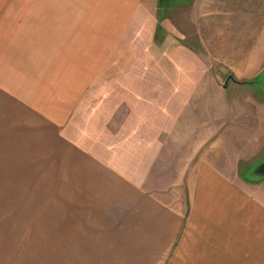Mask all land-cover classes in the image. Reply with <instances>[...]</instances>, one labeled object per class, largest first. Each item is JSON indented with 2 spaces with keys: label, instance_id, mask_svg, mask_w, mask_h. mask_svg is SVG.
Segmentation results:
<instances>
[{
  "label": "crops",
  "instance_id": "obj_1",
  "mask_svg": "<svg viewBox=\"0 0 264 264\" xmlns=\"http://www.w3.org/2000/svg\"><path fill=\"white\" fill-rule=\"evenodd\" d=\"M189 1V24L177 26L208 36L222 0ZM161 8L160 0H0V178L76 171L64 175L78 177L82 194L98 195L89 209L94 224L119 217L125 195L127 239L154 252L149 256H163L177 242L173 256H189L193 264H264V196L257 184L237 183L213 161L190 167L188 160L192 210L181 236L186 190L174 185L172 202L167 188L150 185L167 130L192 132L193 115L214 106L207 101L214 77L193 68L203 58H168L167 39H153ZM189 41L169 48L196 51ZM242 61L244 72L260 62ZM168 66L184 72L168 75ZM209 117L204 121L214 129ZM261 120L253 129L264 128ZM210 139L194 143L216 146Z\"/></svg>",
  "mask_w": 264,
  "mask_h": 264
},
{
  "label": "rangeland",
  "instance_id": "obj_2",
  "mask_svg": "<svg viewBox=\"0 0 264 264\" xmlns=\"http://www.w3.org/2000/svg\"><path fill=\"white\" fill-rule=\"evenodd\" d=\"M190 3L189 0H160L161 24L153 35L157 41L167 39L165 51L168 58L175 56L177 61L180 59L186 63L191 57H201L203 63L193 66L198 70L196 74L214 77L212 97L207 98L210 105L211 102L214 105L212 113L193 115L191 124L196 129L192 132L178 128L169 134L171 130H167L166 137H163L166 146L154 167L156 175L150 179L152 188H167L168 200L172 202L176 201L173 200L174 185L186 190L185 195L181 191L182 212H187L183 214L184 225L179 236L185 231L189 210H192L188 186L194 176L190 177L189 168L185 169L190 159V167L201 161H213L218 170L229 173L237 183L257 184L259 187L255 189L264 196V128L253 129L260 117L264 123V0H222L216 3V14L208 36L206 33L195 36L194 32L188 33L186 27L177 26L178 21L185 26L189 24L184 15H189L185 13V5ZM206 36L209 37L207 49L203 48ZM192 38L193 43L198 44L196 51L169 48L173 43ZM250 57H259L260 62L251 72H244L248 64L242 60ZM172 67H167L168 75L183 74L182 67L177 66L176 72ZM183 68L192 72L189 66ZM177 88L181 90L180 86ZM171 99L168 97L166 101L169 103ZM207 115L211 116L210 120L215 119L214 129L204 121ZM98 133L101 135V130ZM209 138L216 146L195 144ZM220 139L227 142L218 145ZM209 148L215 151L208 154ZM29 173L24 169L21 172L24 175ZM38 173L54 175L0 178V264H193L189 256L188 260L173 256L178 255L174 249L177 242L162 253L163 256L154 257L149 256L154 252L145 250L141 242L127 239V226L122 224L127 220L123 204L125 195L120 194L123 202L119 201V217L110 218L108 215L94 224L93 211L89 209L93 208L92 200L98 195H88L85 191L82 194L78 177L65 176L76 174V171L60 169ZM112 220L113 225L108 226Z\"/></svg>",
  "mask_w": 264,
  "mask_h": 264
},
{
  "label": "flooded vegetation",
  "instance_id": "obj_3",
  "mask_svg": "<svg viewBox=\"0 0 264 264\" xmlns=\"http://www.w3.org/2000/svg\"><path fill=\"white\" fill-rule=\"evenodd\" d=\"M262 165V164H261ZM260 168H262V166H260Z\"/></svg>",
  "mask_w": 264,
  "mask_h": 264
}]
</instances>
